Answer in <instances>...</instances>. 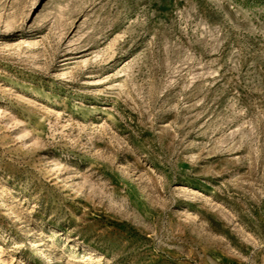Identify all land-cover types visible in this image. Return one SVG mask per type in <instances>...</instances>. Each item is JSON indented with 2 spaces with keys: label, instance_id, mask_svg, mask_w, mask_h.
Returning a JSON list of instances; mask_svg holds the SVG:
<instances>
[{
  "label": "rangeland",
  "instance_id": "374dc122",
  "mask_svg": "<svg viewBox=\"0 0 264 264\" xmlns=\"http://www.w3.org/2000/svg\"><path fill=\"white\" fill-rule=\"evenodd\" d=\"M0 264H264V0H0Z\"/></svg>",
  "mask_w": 264,
  "mask_h": 264
}]
</instances>
